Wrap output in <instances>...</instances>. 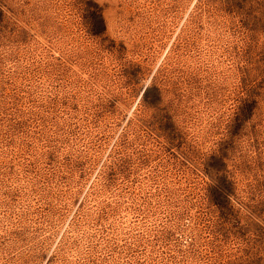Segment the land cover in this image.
<instances>
[{
  "label": "rangeland",
  "instance_id": "rangeland-1",
  "mask_svg": "<svg viewBox=\"0 0 264 264\" xmlns=\"http://www.w3.org/2000/svg\"><path fill=\"white\" fill-rule=\"evenodd\" d=\"M0 264H264V0H0Z\"/></svg>",
  "mask_w": 264,
  "mask_h": 264
}]
</instances>
